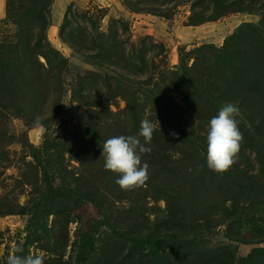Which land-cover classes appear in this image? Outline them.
<instances>
[{
	"label": "trees",
	"instance_id": "1",
	"mask_svg": "<svg viewBox=\"0 0 264 264\" xmlns=\"http://www.w3.org/2000/svg\"><path fill=\"white\" fill-rule=\"evenodd\" d=\"M53 2L7 0L4 21L17 30L0 40V149L2 143L19 142L35 160L25 161L29 177L18 186L31 185L27 204L21 206L17 194L0 196V217L19 210L30 215L22 254L39 243L54 253L71 247L67 262L53 264H264V0H123L134 13L165 17L192 2V25L230 11L261 14L258 25L238 26L221 47L203 44L183 51L173 69H161L154 60L164 51L161 44L148 58V46L127 49L113 28L100 31L91 10L76 12L90 28L74 25L70 9L59 37L97 72L88 73L92 82L80 78L74 91L81 129L62 138H51L48 131L62 111L70 65L50 35ZM94 82L102 84V97L96 96ZM173 91L184 104L175 101ZM119 97L126 106L114 112L111 106ZM226 102L240 109L244 139L235 163L217 173L207 167V127ZM14 118L30 128L43 126L42 145L32 144L26 133L20 140L11 134ZM144 118L156 125L146 145L151 151L142 154L149 179L125 191L115 183L118 174L105 170L102 145L112 136L135 135ZM72 161L79 165L70 168ZM1 162L6 167L11 161ZM89 204L97 217L85 220L76 209ZM71 222L78 225L69 244ZM220 229L229 242L212 241ZM238 244L255 247L243 256Z\"/></svg>",
	"mask_w": 264,
	"mask_h": 264
},
{
	"label": "rangeland",
	"instance_id": "2",
	"mask_svg": "<svg viewBox=\"0 0 264 264\" xmlns=\"http://www.w3.org/2000/svg\"><path fill=\"white\" fill-rule=\"evenodd\" d=\"M6 8L7 0H0V40L13 36L17 30L16 24L4 21L7 16ZM99 8L102 11H97ZM191 8L192 2L181 3L175 7L169 17H165L144 12L134 13L124 4L123 0H54L50 17L52 22L50 35L53 42L58 44L59 48L67 56L70 65L63 78V108L57 120L48 129L50 137L62 138L81 129L82 125L76 111L78 102L74 101V91L78 89L80 78L83 77L92 82V77H86L90 76L89 72H97L94 65L90 64L84 56L75 53L59 37V28L70 9L71 12L68 14L70 18L75 20L73 22L74 25L80 23L90 28L91 24L87 20L82 19L76 12L81 13L91 10L100 20L98 23L100 31L109 33L110 29L113 28L114 33L116 32V35L124 41L127 49L132 46H148L145 48L148 58H152L154 53L158 52L161 44L164 46V51L161 55L154 56L155 62L160 64L161 69L165 67L176 68L180 64V57L183 51L188 52L203 44H214V46L221 47L238 26L247 22L258 25L262 20L261 14L230 11L218 19L192 25L189 24L190 16L192 15ZM193 61L194 59H191L189 61L190 64ZM149 67L150 71H153L151 64H149ZM101 86V83L96 82L92 85L98 97L103 96V93L99 91ZM171 95L175 101L184 104L180 92L173 91ZM117 100L118 102L113 103L111 106L114 112L126 106V102L122 98L119 97ZM9 132L18 136L19 140L24 139V133H26L29 141L35 146H40L44 142L45 128L43 126L30 128L22 119L14 118L10 122ZM2 145L3 148L0 149V196L2 194H17L19 195L18 201L20 205L25 206L28 199L31 198V185L26 184L24 188L18 186L21 181L29 177L30 172L25 161L35 163L34 157L28 152V147L23 146L19 142L12 144L2 143ZM5 157H8V161L11 162L6 163L7 165H4L6 167H3L1 161ZM77 165H79L77 161H72L70 168ZM3 185L5 188H2ZM154 204V202L150 203V205ZM159 205L164 207L165 203L161 201ZM76 213L85 216V220L97 217V212L91 204L85 205L78 211L76 209ZM154 216L152 215L151 217L153 218ZM54 219V214L47 219L49 227L52 226ZM77 225V222H71L68 226L69 244L75 238ZM29 226L30 215L22 210L0 217V259L6 260L15 245L24 243L25 237L30 232ZM223 231V229L217 231L212 236V241L215 243L229 242L225 238ZM63 242L65 246L67 240H63ZM261 246H264V244ZM254 247L253 245L238 244V254L246 256ZM70 248V246H66L64 251L54 253L40 248L39 243H34L29 249L31 253H43L45 261L47 260L49 264H53L56 260H61V263L67 262Z\"/></svg>",
	"mask_w": 264,
	"mask_h": 264
},
{
	"label": "clouds",
	"instance_id": "3",
	"mask_svg": "<svg viewBox=\"0 0 264 264\" xmlns=\"http://www.w3.org/2000/svg\"><path fill=\"white\" fill-rule=\"evenodd\" d=\"M240 109L233 102H226L218 113L210 118L207 127V167L217 173H223L235 163L243 133L239 128ZM34 124H40L36 117ZM156 125L148 118L140 122L135 135H116L109 137L102 145L105 170L118 174L115 183L122 190H134L143 186L149 179V165L142 162V154L149 153ZM176 135V133H171ZM141 138L143 142H141ZM23 246L17 244L7 257L6 264H44L43 253L23 255Z\"/></svg>",
	"mask_w": 264,
	"mask_h": 264
}]
</instances>
